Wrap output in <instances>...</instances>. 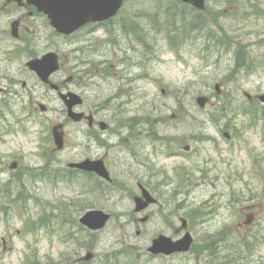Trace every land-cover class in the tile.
Returning a JSON list of instances; mask_svg holds the SVG:
<instances>
[{
	"label": "rangeland",
	"instance_id": "rangeland-1",
	"mask_svg": "<svg viewBox=\"0 0 264 264\" xmlns=\"http://www.w3.org/2000/svg\"><path fill=\"white\" fill-rule=\"evenodd\" d=\"M208 6L207 22L205 13L185 7L179 0H130L110 26L117 29L125 21L130 27L138 24L150 46L149 54L143 53V45L127 44L130 37L119 32L112 36L119 44L107 46L104 39L109 35L99 31L92 35L96 36L94 45L71 46L64 51L69 61L82 64L83 73L95 77L97 89L104 86L106 90L104 95L96 89L90 91L93 95L85 94L87 106L107 107L112 123L120 128L124 125L109 142L107 164L113 183L106 188L97 180L89 191L83 180L60 181L62 166L83 154L76 145L87 144V136L76 132L78 125L68 122L66 149L53 150L47 120L64 119L59 114L60 101L47 103L56 113L27 118L15 107L19 116L13 121V132L6 143L0 141V217H4L0 218V264L71 263L89 250L97 253L89 264L108 259H112L110 264H225L233 257H240L236 264H255L254 259L264 264V120L253 126L249 114L247 118L229 117L240 107L264 108L256 99L264 94V0H210ZM167 36L181 48L184 59L176 58L170 50ZM214 37L222 47L215 44ZM234 39L237 44L231 43ZM244 53L252 66L241 69L236 61ZM139 63H143L140 68ZM215 83L221 84L222 95L214 97L206 110H199L196 97L215 91ZM245 92L255 100L248 101ZM219 100L228 116L220 118L222 129L231 121L223 131L243 134L235 139L238 155L226 159L230 167L205 140L208 134H215V127L200 122L205 112L221 115ZM259 112L253 117L264 110ZM187 139L199 144L201 156L190 154L193 162L166 154L167 150L183 149ZM250 147L253 158L263 162L259 175L252 170ZM104 152L105 148L95 145L90 156H103ZM14 157L23 160L17 171L11 172ZM181 169L185 176L174 174ZM139 183L160 201L143 214L133 211ZM96 208L112 214L107 227L98 232L80 229L79 218ZM248 211L253 224H228L236 214L246 220ZM145 215H149L148 221L141 222ZM182 217L191 220L195 249L185 256L148 259L154 237L163 233L177 239ZM217 233L223 238L211 256L207 248L216 243ZM4 237L7 243H3ZM245 239L259 244L253 252L249 248L244 251L248 246Z\"/></svg>",
	"mask_w": 264,
	"mask_h": 264
},
{
	"label": "flooded vegetation",
	"instance_id": "flooded-vegetation-1",
	"mask_svg": "<svg viewBox=\"0 0 264 264\" xmlns=\"http://www.w3.org/2000/svg\"><path fill=\"white\" fill-rule=\"evenodd\" d=\"M88 27L80 29L71 36H65L59 34L52 25L49 15L35 4V0H0V140L6 143L7 137L13 132V121L19 116L15 110L16 106L25 113L24 118H27L29 115L56 113L54 107L50 108L47 103L51 104L58 100L61 105L59 114L64 115L63 118L66 120L67 109L61 99L63 95L75 93L85 99L84 95L88 92L90 95L94 94V92L90 93L92 89L104 95L106 91L104 86L99 89L94 86L90 89L89 75L80 70L82 64L74 59L69 61V56L64 54L68 47L89 46V41H95L96 36L92 35H96V28L86 29ZM79 32L76 40L72 41L70 37ZM104 41L106 44L109 42L107 38ZM48 53L54 55L58 65L60 62V69L58 67L48 77V81H45L29 68L28 63ZM133 58L130 65H133ZM104 63L107 64L106 60ZM126 70V68L122 69L123 75ZM29 81H32L31 84ZM96 81H93V84ZM74 109L82 117V120L76 123L78 125L76 132L87 136L86 145H76L78 152L83 153L77 161L92 158L90 151L95 145L105 148L103 156L108 157V149L112 145L109 142L114 136L119 135L124 125L120 128L119 124L112 123L104 107H95L93 104L89 108L85 100ZM47 122L53 126L59 123V119L53 122L47 120ZM93 141L99 143L95 144ZM211 141L212 146L218 148L215 152L220 154V159L230 157L233 159L238 154V145L233 142L230 144L231 140L228 138L223 140L225 144H229L224 147L219 143L222 142L221 140ZM99 156L102 155L94 156L93 159ZM17 160L18 158L15 159ZM208 172L209 170L206 169V173Z\"/></svg>",
	"mask_w": 264,
	"mask_h": 264
},
{
	"label": "water",
	"instance_id": "water-1",
	"mask_svg": "<svg viewBox=\"0 0 264 264\" xmlns=\"http://www.w3.org/2000/svg\"><path fill=\"white\" fill-rule=\"evenodd\" d=\"M97 1V0H96ZM111 3H112V8L110 7L106 12L105 14H101L99 13L98 16H91L90 19H102V18H105L107 16H110L111 13L115 12L116 8L115 7H119V5L121 4L122 0H109ZM186 2H191L197 6H200L202 7V2L203 0H184ZM65 10H67V6L65 5ZM61 18H59V23L58 22H55V25L59 28V30H63V24H62V21L60 20ZM58 23V24H57ZM59 25V26H58ZM39 69L41 70V72H43V67L42 66H39ZM46 70V69H45ZM47 73H49L47 70H46ZM73 102H71L70 105H72ZM58 138V137H57ZM59 145H61V138L59 137ZM84 166L88 169H95V170H98L100 171L102 169V166L99 164V165H95V166H89L87 163H84ZM144 206L143 203H141V201L138 200V209H141L142 207ZM109 218L108 215L102 213V212H99V211H92V212H89L87 213L82 219L81 221L88 225L89 227L91 228H101L105 225L107 219ZM96 220V223L93 224V221ZM160 247H164L165 249L163 251L165 252H171V251H177V250H184L185 248H187V246L185 245L184 247H182V244H178V243H172V242H169L168 240L166 239H159V240H155V245L151 248V250L153 251H158L162 248Z\"/></svg>",
	"mask_w": 264,
	"mask_h": 264
},
{
	"label": "bare ground",
	"instance_id": "bare-ground-1",
	"mask_svg": "<svg viewBox=\"0 0 264 264\" xmlns=\"http://www.w3.org/2000/svg\"><path fill=\"white\" fill-rule=\"evenodd\" d=\"M136 25V24H135ZM138 28V30H135L132 32V35L135 37V38H143L142 36L144 35V33L141 32L138 24L136 26ZM95 41L94 40H91L88 42V45L91 46V45H94ZM232 44H237L238 41H235V39L231 42ZM216 44V43H215ZM217 45V44H216ZM239 64H240V68L241 69H246L248 67L247 63L243 62V60L241 59L239 61ZM89 88L92 89L94 88L95 84H93V81H96L95 77L91 74L89 75ZM148 256V259L150 260H156V257H159V256H156V255H151V254H146ZM238 262V257H233V259H231L230 261L226 262L225 264H236Z\"/></svg>",
	"mask_w": 264,
	"mask_h": 264
}]
</instances>
